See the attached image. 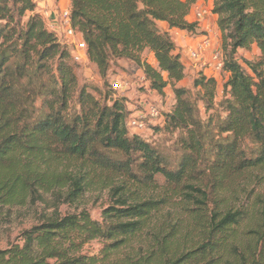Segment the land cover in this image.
I'll use <instances>...</instances> for the list:
<instances>
[{
    "label": "trees",
    "instance_id": "obj_1",
    "mask_svg": "<svg viewBox=\"0 0 264 264\" xmlns=\"http://www.w3.org/2000/svg\"><path fill=\"white\" fill-rule=\"evenodd\" d=\"M198 1L70 0L71 24L101 77L125 60L141 69L150 92L172 89V107L148 126L163 136L152 144L127 129L126 100L110 85L91 92L79 83V64L45 28L36 0H0V210L64 189L73 203L90 177L148 189L160 179L170 196L194 206L189 221L160 229L145 253L120 255L157 208L129 203L115 187L101 221L86 212L47 218L0 249V264H264V190L241 184L264 181V0H212L227 76L217 104L214 78L200 72L191 89L179 85L183 57L169 33L199 32L188 20ZM252 48L257 59L237 57ZM52 161L77 173H57ZM92 241L101 243L98 254H82Z\"/></svg>",
    "mask_w": 264,
    "mask_h": 264
},
{
    "label": "rangeland",
    "instance_id": "obj_2",
    "mask_svg": "<svg viewBox=\"0 0 264 264\" xmlns=\"http://www.w3.org/2000/svg\"><path fill=\"white\" fill-rule=\"evenodd\" d=\"M38 2L37 0L35 12L40 15L39 12L43 8L38 5ZM203 10L206 11V14L203 18L198 19L196 14ZM188 20L189 22H195L197 24L199 32L188 34L176 30L171 36L177 51L183 57L184 63L185 78L179 85L191 89L193 80L197 77L198 73L202 72L205 76L212 77L216 80L217 88L214 94V103L217 104L223 96V85L227 76L222 71V68L218 70L216 67L217 61L222 62L221 48L223 39L219 30L216 28L214 17L210 12L206 0L201 1L198 7H194ZM163 27L166 28L163 29ZM158 28L160 31H165L167 26L164 23H158ZM193 53H196L198 57L194 58L192 56ZM237 57L255 60L258 57V51L255 48L249 51L239 50ZM143 59L151 65H155L151 56L145 55ZM140 70L129 61L121 60L117 62V65L111 67L106 78L101 77L96 67L89 62L85 65H78L76 73L79 83L87 85L90 91L93 87L107 90L104 87L105 83L108 85L115 83V81L128 83L129 90L127 92L114 94L115 97H123L126 100L128 109L151 104L159 112L169 111L174 103L172 89L170 87L167 88L163 97L155 95L150 92L148 83L143 85L139 81V76L143 75ZM199 105L201 117L206 119L207 115L204 112L202 103L200 102ZM141 135L146 141L152 144L159 143L163 138L160 133L149 131L148 124L146 131L142 132ZM50 168L61 174L77 173V167L67 161L59 162V164L52 161ZM84 175L87 178V175ZM90 179V185L84 188L82 195L73 203H66L64 201L67 191L64 189L62 191L54 190L48 193H42L39 198L33 200L28 198L23 205L3 207L0 210V249H6L9 245L18 243L20 235L24 230L52 216L57 215L62 217L67 214L86 212L92 220L101 221L102 211L116 201L114 192H111V189L115 187H120L123 190V193L122 191L120 193L124 194L125 198L129 200V203H132L134 200L138 203L150 202L157 208L142 237L138 238L129 250L123 249L120 255L130 253L131 250L133 253H145L150 242L156 240L155 235H157L160 229H165L166 227L171 228L175 224H183L185 221H189V215H191L194 208L192 204H188L185 201L182 195L180 197L175 196V198L174 195L170 196L167 189L162 187L163 181L160 179L158 180V185L160 186L157 189L137 187L134 184L118 179L112 180L109 184H103L100 180L92 179L91 177ZM259 182L262 183L258 185ZM241 184L247 186V192L255 191L257 194L261 190H264V181L262 179L261 181H256L254 185L250 182L249 184L245 182ZM239 189L238 187L237 190ZM58 193L60 194L59 197L57 196ZM231 197L230 193L225 195L226 199L230 198L231 200ZM100 249V241H92L83 247L82 254L88 256L97 255Z\"/></svg>",
    "mask_w": 264,
    "mask_h": 264
},
{
    "label": "built area",
    "instance_id": "obj_3",
    "mask_svg": "<svg viewBox=\"0 0 264 264\" xmlns=\"http://www.w3.org/2000/svg\"><path fill=\"white\" fill-rule=\"evenodd\" d=\"M50 13V9L45 6L40 12V15L43 19H48L50 17ZM70 13L71 10L69 7L60 9L56 14V17L51 20V26L49 29L50 32H53L58 37L61 44L68 47L73 61L79 65H85L88 63L86 44L80 31L72 26ZM205 14L206 11L203 10L197 13L196 17L201 19ZM192 56L194 58L198 57L196 53H193ZM216 67L220 70L222 68V62L217 61ZM138 79L143 85L147 84L144 75L139 76ZM110 87L116 94L118 92L125 93L129 90L128 83H120L119 81L111 83ZM129 111L130 114L126 120V127L131 133L141 135L142 132L146 131L147 124L149 126L162 122L160 112L151 104L133 107L132 109H129Z\"/></svg>",
    "mask_w": 264,
    "mask_h": 264
},
{
    "label": "crops",
    "instance_id": "obj_4",
    "mask_svg": "<svg viewBox=\"0 0 264 264\" xmlns=\"http://www.w3.org/2000/svg\"><path fill=\"white\" fill-rule=\"evenodd\" d=\"M37 1V0H36ZM39 1V0H38ZM203 0H199L196 4L195 7H198L200 2ZM205 1V0H204ZM207 5L209 6V9L211 10L212 8V0H206ZM38 5H40L42 8L43 7H48L51 11L50 13V17L47 19H43V22L46 26V28L50 31V26H51V20H53V18L56 17V14L58 13V11L60 9L66 8L71 6L70 0H40L38 2ZM197 9V8H196ZM40 13V12H39ZM213 16V15H212ZM190 17V16H189ZM214 17L215 23H216V17ZM216 25V24H215ZM166 27H163V29H165ZM217 28V25H216ZM167 30V29H166ZM176 31L175 29H171L169 30L170 35L172 36V33ZM180 32V31H179ZM141 71V70H140ZM141 74H143V72L141 71Z\"/></svg>",
    "mask_w": 264,
    "mask_h": 264
}]
</instances>
